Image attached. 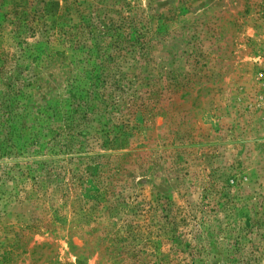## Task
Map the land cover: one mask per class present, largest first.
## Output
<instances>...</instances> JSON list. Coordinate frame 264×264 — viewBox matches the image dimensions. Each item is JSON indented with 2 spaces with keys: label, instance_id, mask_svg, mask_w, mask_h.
<instances>
[{
  "label": "rangeland",
  "instance_id": "rangeland-1",
  "mask_svg": "<svg viewBox=\"0 0 264 264\" xmlns=\"http://www.w3.org/2000/svg\"><path fill=\"white\" fill-rule=\"evenodd\" d=\"M0 264H264V0H0Z\"/></svg>",
  "mask_w": 264,
  "mask_h": 264
},
{
  "label": "trees",
  "instance_id": "trees-1",
  "mask_svg": "<svg viewBox=\"0 0 264 264\" xmlns=\"http://www.w3.org/2000/svg\"><path fill=\"white\" fill-rule=\"evenodd\" d=\"M92 80V84L95 87H98L100 85V77L99 75L96 73V70H88L86 73H84L83 76V82L81 84L80 87H76L77 90H80V93L75 94L72 93V99L75 100V98H77V96L83 97L84 93H85V89H87L86 87L89 85V81ZM127 89L131 88L130 82H127ZM121 86H125L122 85V83L120 82V80L118 79H114L113 83L111 84V87H109L108 91H104L103 92V103H105L106 106H112L114 107L115 103L116 104H120L121 100H122V95H120V91H123L124 87ZM88 90H86L87 92ZM89 92V91H88ZM134 92V91H133ZM137 104V103H136ZM121 105V104H120ZM132 114L135 115V121L139 122L141 121V112L139 111V109H137L136 111L132 112Z\"/></svg>",
  "mask_w": 264,
  "mask_h": 264
}]
</instances>
